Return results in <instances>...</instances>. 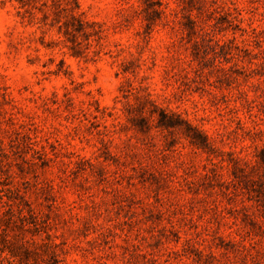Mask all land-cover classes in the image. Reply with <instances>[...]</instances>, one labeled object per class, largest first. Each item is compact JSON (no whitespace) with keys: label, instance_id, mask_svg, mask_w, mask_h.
<instances>
[{"label":"rangeland","instance_id":"obj_1","mask_svg":"<svg viewBox=\"0 0 264 264\" xmlns=\"http://www.w3.org/2000/svg\"><path fill=\"white\" fill-rule=\"evenodd\" d=\"M0 264H264V0H0Z\"/></svg>","mask_w":264,"mask_h":264},{"label":"trees","instance_id":"obj_2","mask_svg":"<svg viewBox=\"0 0 264 264\" xmlns=\"http://www.w3.org/2000/svg\"><path fill=\"white\" fill-rule=\"evenodd\" d=\"M158 123L160 125H165V126L175 124V123L171 122V120L169 118H167L163 113L160 114V118L158 120ZM194 134L195 135L191 136V141L193 143H198L196 140H199V142L204 140V135L201 132L195 130Z\"/></svg>","mask_w":264,"mask_h":264}]
</instances>
